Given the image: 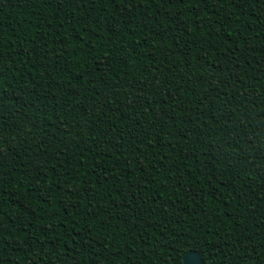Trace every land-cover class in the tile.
<instances>
[{"label": "trees", "instance_id": "trees-1", "mask_svg": "<svg viewBox=\"0 0 264 264\" xmlns=\"http://www.w3.org/2000/svg\"><path fill=\"white\" fill-rule=\"evenodd\" d=\"M264 264V0H0V264Z\"/></svg>", "mask_w": 264, "mask_h": 264}, {"label": "water", "instance_id": "water-1", "mask_svg": "<svg viewBox=\"0 0 264 264\" xmlns=\"http://www.w3.org/2000/svg\"><path fill=\"white\" fill-rule=\"evenodd\" d=\"M181 262L182 264H202L199 255L194 251L184 254L181 258Z\"/></svg>", "mask_w": 264, "mask_h": 264}]
</instances>
